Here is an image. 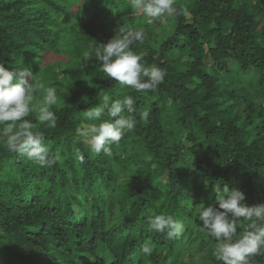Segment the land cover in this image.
Masks as SVG:
<instances>
[{
	"label": "trees",
	"instance_id": "1",
	"mask_svg": "<svg viewBox=\"0 0 264 264\" xmlns=\"http://www.w3.org/2000/svg\"><path fill=\"white\" fill-rule=\"evenodd\" d=\"M120 28L144 30L133 50L166 70L157 90L136 92L101 71L95 51ZM0 63L56 89L57 126L38 111L26 119L59 157L41 167L0 140V264H223L197 209L218 207L213 189L225 184L248 205L264 203V0H175L152 24L131 0H0ZM104 94L135 100L125 115L136 127L110 156L77 134ZM42 100L37 92L33 106ZM157 214L183 232L150 231ZM247 223L237 221L235 238ZM101 247L113 262L96 258ZM249 264H264V249Z\"/></svg>",
	"mask_w": 264,
	"mask_h": 264
},
{
	"label": "clouds",
	"instance_id": "2",
	"mask_svg": "<svg viewBox=\"0 0 264 264\" xmlns=\"http://www.w3.org/2000/svg\"><path fill=\"white\" fill-rule=\"evenodd\" d=\"M133 9L147 18L152 24L157 19L174 11L175 0H131ZM118 34L106 43H99L95 57L100 61L101 71L121 86H130L136 92L157 90L164 82L166 70L155 64L146 66L142 61L146 53L133 50L135 44H142L145 33L142 28H120ZM88 54L85 53V59ZM43 92V100L38 106H33L34 96ZM58 96L53 87L44 88L35 80L32 71L20 67L12 70L0 63V140L11 153L26 157L41 167L51 166L59 159L50 153L44 143L45 136L41 131L34 130L32 120L26 119L30 113L38 111L37 119L49 128L57 126L58 117L53 111ZM135 100L131 95L113 100L109 94H104L99 106L84 112L88 121L77 134L84 138L87 147L93 154L111 155V145L118 144L126 132L134 131L136 122L125 113L131 114ZM107 114L112 119H102ZM142 119L149 116V111L140 113ZM99 121V123H95ZM77 160L82 164L84 155L77 150ZM216 204L197 209L198 220L202 231L217 241L213 255L223 264H249V259L259 255L264 249V203L248 205L244 203L245 194L237 187L215 186ZM193 203L188 200V206ZM247 221V227L242 236L236 237L237 221ZM150 231L166 234L168 238L179 236L185 225L172 215L157 214L149 217ZM106 249L107 252L103 255ZM141 251L150 255L152 248L145 244ZM99 260L114 261L110 249L101 247L96 254Z\"/></svg>",
	"mask_w": 264,
	"mask_h": 264
},
{
	"label": "rangeland",
	"instance_id": "3",
	"mask_svg": "<svg viewBox=\"0 0 264 264\" xmlns=\"http://www.w3.org/2000/svg\"><path fill=\"white\" fill-rule=\"evenodd\" d=\"M75 209L77 210V207H75ZM78 211V210H77Z\"/></svg>",
	"mask_w": 264,
	"mask_h": 264
}]
</instances>
